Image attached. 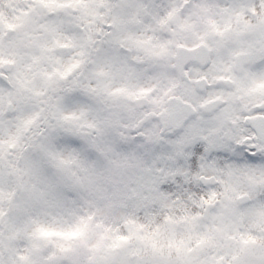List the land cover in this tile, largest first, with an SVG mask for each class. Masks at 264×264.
Here are the masks:
<instances>
[{
	"label": "clouds",
	"instance_id": "1",
	"mask_svg": "<svg viewBox=\"0 0 264 264\" xmlns=\"http://www.w3.org/2000/svg\"><path fill=\"white\" fill-rule=\"evenodd\" d=\"M86 2L103 18L110 17V9L115 11L117 5L122 6L120 11L124 13L126 27L134 36L145 39L150 36L153 44L172 39L169 31L172 28L176 29L177 42L195 44L200 35L209 29L207 17L212 16L221 26L230 24L231 34H239L240 39L252 41L257 48L264 49V31L252 30L257 18L264 16V0H222L230 6L228 12L211 9L202 16L189 15L190 9L186 5L191 0H171L172 6L155 13L156 19L138 13L133 6L135 0ZM61 3H66V0H46V3L40 0H0V57L14 61L0 64V79L10 80L15 92L12 105H8V98L4 97L0 121L11 132H15L19 125L26 158H42L41 150L35 147L37 144H45L54 151L64 155L71 153L78 158V162L70 165L68 174L73 180L78 179L81 186L78 191H69L68 195L82 205V211L88 208V201L101 206L111 201L116 209L96 216L92 239H97L98 234L105 230H110L113 235H128L139 225H143L146 232H154L159 227V244L167 253L168 241L173 233L179 240L187 238L189 232L205 231V226L213 222L216 213L223 211L228 214L226 204L241 211L252 207L256 198L243 174L247 170V160L237 161L230 155L204 152L197 157V166L192 167L190 159L177 155L180 145L169 143V139L175 141L180 138V129L171 123L164 124L165 117L150 115L153 111L159 112V107L151 101L169 86L167 81L133 76L128 80L117 77L112 82L110 89L128 86L129 90L138 91L140 87L155 86L148 97L137 100L123 94L109 96L102 91L100 79L108 78H97L94 70L98 65L94 62V53L89 54L86 50L85 56L81 57L79 47L55 49L59 63L42 60L37 65L33 62L32 57L39 55L40 50L31 41L49 38L42 24L50 19L84 16L81 6L61 7ZM170 11L173 16L167 19ZM184 18L192 21L191 29L178 27ZM159 19H166L167 22L161 25L157 22ZM9 24L16 27L9 28ZM102 27V23L95 25L96 29ZM79 28L81 34H86L88 18L80 19ZM100 38L103 39V36ZM172 47L177 52H183L174 45ZM123 55L138 70L151 69L161 60L150 57L132 41L126 42ZM77 59L84 62L66 77L56 74L49 80L42 74V69L50 73H55L57 68L61 72L67 71ZM162 62L170 65L169 71L176 83L175 94L182 95L186 78L180 67L176 66L173 70L171 61ZM85 86L97 91L86 90ZM225 89L234 91L235 86L227 81H218L215 74L209 73V82L201 86L200 96L193 101L198 106L196 115L203 117L204 132L219 127L212 133V138L228 140L235 136L243 138L245 134L255 137L257 133L253 129L256 121L246 120L245 117L264 108V98L229 97ZM68 96L78 98L79 102L64 104L62 98ZM168 103L171 106L172 102ZM57 104L60 105L59 110L55 107ZM226 104L232 105L231 119L220 126L215 117ZM66 116L69 118L65 119ZM33 117V123L26 126L24 122ZM0 138H7V131H0ZM42 167L51 170L47 164ZM231 168L242 171L229 177ZM229 182L236 186V192L230 193L233 197L231 201H227L224 195L225 185ZM259 187L264 188V185ZM213 191L217 193L215 201L204 203L211 198ZM260 199H264V195ZM186 214L198 217L194 227L180 220ZM169 216L176 222L168 221ZM238 230L256 236V241L247 246L250 264H264V229L254 227L246 216L238 222ZM222 243L225 247L217 252L218 255L237 248L240 241L237 236L235 240L222 239ZM212 251L216 250H205ZM175 256L173 250L172 258ZM127 259L128 264H135L138 257L128 256ZM145 259L151 261L155 258L149 251Z\"/></svg>",
	"mask_w": 264,
	"mask_h": 264
},
{
	"label": "snow or ice",
	"instance_id": "2",
	"mask_svg": "<svg viewBox=\"0 0 264 264\" xmlns=\"http://www.w3.org/2000/svg\"><path fill=\"white\" fill-rule=\"evenodd\" d=\"M40 2L46 3V0ZM60 6H81L84 16L50 19L42 24L41 27L49 38L31 41L40 50L39 55L32 57L33 62L37 65L42 60L59 63L60 58L55 55V49L79 47L81 57L85 56L86 50L89 54L94 53V62L98 65L94 70L97 78H108L100 79L102 91L109 96L123 94L137 100L148 97L155 86L140 87L138 91H131L128 86L110 89L112 82L117 77L128 80L133 76L137 79L146 76L157 82L167 81L169 86L151 101L159 107V112L153 111L150 115L165 117L164 124L171 123L180 129L178 140L169 139L170 144L180 145L177 155L190 159L192 167L197 166V157L204 152L230 155L237 161L247 160V170L243 174L252 187L256 203L244 211L226 204L229 207L227 215L223 211L216 213L212 218L213 222L205 226V231L189 232L187 238L177 240L173 233L168 241L167 253L159 244V227L154 232H146L144 226L139 225L128 235H113L110 230H105L93 240L91 233L96 216L116 209L111 201L102 206L88 201V208L82 211V205L68 195L69 191H78L81 186L78 179L73 180L68 174L70 165L78 162V158L71 153L64 155L54 151L45 144L35 145L43 154L41 159L26 158L19 125L15 132H11L0 121V131H7V138H0V264H128V256L138 257L135 264H250L247 246L256 241V236L239 232L238 222L247 216L254 227L264 229V199H260L264 195V188L259 187L264 185V108L245 117L246 120L256 121L253 129L257 133L255 137L245 134L243 138L235 136L221 140L212 138V133L218 131L219 127H212L207 133L204 132L203 117L196 115L198 106L193 101L200 96L201 86L209 82V73L215 74L216 80L227 81L235 86L234 91L224 90L229 97L264 98V49L257 48L252 41L240 39L239 34H231L230 24L221 26L212 16L207 17L209 29L200 35L195 44L177 42L175 28L169 29L172 39L153 44L150 36L146 39L134 36L126 27L120 5L116 6L115 11L110 9L111 15L108 18L101 17V13L89 7L86 0H66ZM133 6L138 13L156 19L155 13L172 5L171 0H135ZM186 6L190 9V16H202L211 9L221 12L230 10V6L222 0H191ZM252 10L255 12L254 7ZM172 16L173 12H168L167 19ZM83 18H88L89 28L86 34H81L79 28V21ZM157 22L163 25L167 20L159 19ZM100 23L102 29H96L95 25ZM8 27L14 28L16 25L9 24ZM178 27L191 29L193 23L189 18H184ZM252 30L264 31V16L257 18ZM127 41L143 48L150 57L161 60L153 64L151 69L138 70L123 55ZM173 45L183 52L174 50ZM163 60L171 61L173 70L179 66L186 78L182 95L175 94L174 76L169 71L170 65L162 62ZM83 62L82 59H77L71 68L63 72L58 68L55 73L43 69L41 71L49 80L56 74L66 77ZM3 63L14 61L0 57V64ZM85 88L97 91L88 89V86ZM5 96L8 98V105H12L15 97L12 82L0 79V110ZM62 99L64 104L79 102L73 96ZM169 101L172 102L171 106ZM55 107L60 109L59 104ZM231 111V104L222 107L221 113L215 117L220 126L231 119ZM34 119L35 117L26 120L25 125H31ZM149 139H152L151 135ZM44 164L49 165L51 170H45L42 167ZM241 171L239 168H231L228 175L233 177ZM233 192H236L235 184L227 183L224 190L227 201L233 199L230 195ZM216 196L217 193L213 191L211 198L204 203L212 204ZM167 220L176 222L171 216ZM180 220L194 227L198 217L186 214ZM237 236L240 241L237 248L217 254L225 247L222 239L235 240ZM206 249L216 251L205 252ZM173 250L176 253L174 259ZM149 251L155 258L151 261L145 259V254Z\"/></svg>",
	"mask_w": 264,
	"mask_h": 264
}]
</instances>
